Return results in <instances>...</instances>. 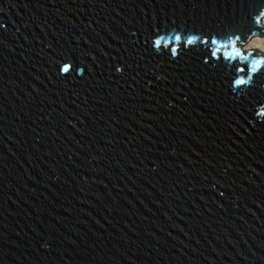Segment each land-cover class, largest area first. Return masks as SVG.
Instances as JSON below:
<instances>
[{"label":"water","instance_id":"water-1","mask_svg":"<svg viewBox=\"0 0 264 264\" xmlns=\"http://www.w3.org/2000/svg\"><path fill=\"white\" fill-rule=\"evenodd\" d=\"M263 21L0 0V264H264Z\"/></svg>","mask_w":264,"mask_h":264},{"label":"bare ground","instance_id":"bare-ground-1","mask_svg":"<svg viewBox=\"0 0 264 264\" xmlns=\"http://www.w3.org/2000/svg\"><path fill=\"white\" fill-rule=\"evenodd\" d=\"M264 24V22H263ZM250 41V40H249ZM260 49L264 51V38L256 37L252 39L248 45L246 50Z\"/></svg>","mask_w":264,"mask_h":264},{"label":"snow or ice","instance_id":"snow-or-ice-1","mask_svg":"<svg viewBox=\"0 0 264 264\" xmlns=\"http://www.w3.org/2000/svg\"><path fill=\"white\" fill-rule=\"evenodd\" d=\"M176 39L177 40H179L180 39V37H176ZM230 40H231V38H229ZM193 41L192 40H188L187 41V43H189V44H191ZM216 39L215 38H213L212 40H211V43L213 44V45H215L216 44ZM156 43L157 44H159V41H156ZM217 51H219V49H217ZM173 52H175V49H173ZM68 67H62L61 68V71L62 72H68ZM245 81H243V80H237L235 83L238 85V84H242V83H244Z\"/></svg>","mask_w":264,"mask_h":264},{"label":"rangeland","instance_id":"rangeland-1","mask_svg":"<svg viewBox=\"0 0 264 264\" xmlns=\"http://www.w3.org/2000/svg\"><path fill=\"white\" fill-rule=\"evenodd\" d=\"M263 22H264V21H263ZM256 37H260V36H254L253 38L250 39V41H251L252 39L256 38ZM262 38H264V37H262ZM250 41H248V42L244 45V47H243L244 50H246L247 45H248V43H249Z\"/></svg>","mask_w":264,"mask_h":264},{"label":"clouds","instance_id":"clouds-1","mask_svg":"<svg viewBox=\"0 0 264 264\" xmlns=\"http://www.w3.org/2000/svg\"><path fill=\"white\" fill-rule=\"evenodd\" d=\"M117 70H119V69H117ZM60 71H61V69H60ZM61 73H64V72L61 71Z\"/></svg>","mask_w":264,"mask_h":264}]
</instances>
